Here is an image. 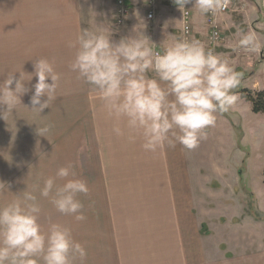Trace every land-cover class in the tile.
<instances>
[{"label": "crops", "instance_id": "1", "mask_svg": "<svg viewBox=\"0 0 264 264\" xmlns=\"http://www.w3.org/2000/svg\"><path fill=\"white\" fill-rule=\"evenodd\" d=\"M124 1L130 13L118 27L114 23L116 0H0V82L11 72H16V78L20 72L31 74L38 58L48 59L61 74L57 98L49 108L40 114L31 110L32 85L37 79L33 76L31 81H24L29 91L13 111L14 122L12 118L0 119V183L4 184L0 187V203L25 188L38 194L44 178L71 164L77 178L86 181L90 189L87 196L79 197L86 215V221L80 223L94 227L90 242L94 237L97 245H102V252L105 248L112 250L105 255L113 263L150 260V264H176V245L178 249L182 238L183 256L190 260L186 255L189 252L185 253V236L189 243L192 228L197 229L196 222L202 220L203 213L193 199L201 183L187 160L186 149L177 145L146 152L139 138L130 143L112 134L111 122L104 119L98 103L91 99V87L70 69L74 49L69 42L83 29L97 27L109 28L111 39L118 41L131 35L134 27L145 25L144 34L159 50L182 36V15L188 11L192 21L189 40L200 41L222 58L233 60L243 82L257 70L264 71V47L258 53L236 47L240 31L256 33L264 45V0H221L222 4L228 2L226 11L211 16L220 33L216 45H210L208 39L210 14L200 13L193 3L179 10L173 0H159L153 19L148 20L146 0ZM5 109L0 105V111ZM45 126L49 131L38 133L37 129ZM208 170L216 179L225 171L216 164ZM241 174L235 169L232 181L224 175L223 183L231 188L227 198L232 202L230 221L225 223L234 230L237 241L241 230L243 242L249 244L255 241L254 234H262L264 239V189L260 192L250 184L242 185L237 181ZM40 204L42 225L47 226L49 221L64 225V219H71V229L76 225L71 216L57 212L48 200L41 199ZM207 231L199 233L207 235ZM260 248L264 250L263 243ZM244 256L252 264H264V251ZM179 261L185 264V260Z\"/></svg>", "mask_w": 264, "mask_h": 264}, {"label": "clouds", "instance_id": "2", "mask_svg": "<svg viewBox=\"0 0 264 264\" xmlns=\"http://www.w3.org/2000/svg\"><path fill=\"white\" fill-rule=\"evenodd\" d=\"M173 2L179 10L193 3L202 14H214L223 7L221 0ZM144 27H134L131 35L118 41L111 39L107 27L83 29L69 42L74 49L70 69L91 87V99L111 122L116 137L130 143L139 138L143 150L151 153L177 145L193 150L207 138L205 130L215 125L217 113L229 111L238 102L233 90L240 73L214 50L184 36L158 50ZM236 47L258 53L264 45L256 33L240 31ZM14 73L0 82V105L6 106L0 119L14 122L13 111L29 91L24 81L33 76L37 79L30 97L32 111L40 114L57 98L61 74L48 59H36L31 74L20 72L16 78ZM37 131L45 133L49 127ZM98 135H103L102 130L98 129ZM89 192L87 182L77 178L71 164L44 178L38 194L27 188L11 192V198L0 203V264H84L87 251L70 227L53 221L47 226L40 223V201L48 200L60 214L82 222L85 206L79 197Z\"/></svg>", "mask_w": 264, "mask_h": 264}, {"label": "rangeland", "instance_id": "3", "mask_svg": "<svg viewBox=\"0 0 264 264\" xmlns=\"http://www.w3.org/2000/svg\"><path fill=\"white\" fill-rule=\"evenodd\" d=\"M146 7L148 8L147 4ZM149 10L150 8H148L147 15ZM155 12L156 8H154ZM114 23L118 27L123 25ZM2 50L0 49V51ZM227 60L235 69V62L228 58ZM239 80L237 88L264 91V71L262 70H257L253 76L243 82H241L242 78H239ZM237 88L233 90L235 94H237ZM205 131L207 138L202 140L198 147L193 150H185L191 169L193 173L198 174V180L201 183L200 189L194 194V198L192 195V198L195 199V204L201 205L203 208L202 220H197V229L192 228L189 243L186 241L187 236H185V253L186 250L189 252L186 255L190 260L187 261L182 253L183 238L179 241L178 249L176 245V254L179 260H185V264H252V261L244 255L250 253L251 255L261 254L264 250L260 248V245L263 243L264 247V239L262 234H254L255 241L250 240L249 244L244 243L241 230L239 233L240 240L237 241L234 238V230L225 223L230 221L231 210L229 207L232 202H229V198H227L231 193V188L224 184V175L227 174L228 180L230 178L232 181V174L235 176L236 169V174L238 171L242 173L237 179V181L241 180L242 185L250 184L253 189L260 192L264 189L262 183L264 171V112L255 114L251 111L249 102L238 100L236 105L229 111L217 113L215 125ZM221 134L222 136H220ZM220 137L223 142H220ZM214 164L225 170L220 179H216L214 173L208 170ZM161 174L166 177L163 171ZM218 180L222 183L224 181V187L221 186ZM228 180L226 179V181ZM240 203L241 206L245 207L242 201ZM250 214L253 215V212L251 211ZM203 218L205 221L201 223ZM63 223L65 226H71V219H64ZM200 223L205 228L200 226ZM75 224L72 229L73 237L87 251L84 264H121L120 261H114L113 263L105 255V253L113 251L105 248L102 252V245H97L94 237L91 236L92 241H89L90 232L94 227L86 224L81 225L80 222H75ZM200 230L202 233L208 230V234H201L199 233ZM82 232L85 234H81ZM200 238L202 242H200ZM200 250L201 253H199ZM255 258H261V256ZM179 260H176V264H180ZM133 263L135 261L132 260L125 262V264ZM135 264H150V260H137Z\"/></svg>", "mask_w": 264, "mask_h": 264}, {"label": "built area", "instance_id": "4", "mask_svg": "<svg viewBox=\"0 0 264 264\" xmlns=\"http://www.w3.org/2000/svg\"><path fill=\"white\" fill-rule=\"evenodd\" d=\"M159 0H146V4L148 8H150L149 13L147 15L148 19H152L154 16V8H156L157 3ZM228 7V2L223 3V7L220 10L221 12L226 11ZM129 7L124 2V0H117L116 1V13H115V21L117 25L123 24L125 18L129 14ZM210 18L208 20V23L210 25V31H209V43L210 45H216L220 39L219 31L214 23V19L211 18L213 13H209ZM186 29V31H185ZM192 35V21L191 16L188 11H184L182 15V36L186 37L187 39H190Z\"/></svg>", "mask_w": 264, "mask_h": 264}, {"label": "trees", "instance_id": "5", "mask_svg": "<svg viewBox=\"0 0 264 264\" xmlns=\"http://www.w3.org/2000/svg\"><path fill=\"white\" fill-rule=\"evenodd\" d=\"M237 93L242 100L249 102L251 111L253 113L264 112V91H252L249 89L239 88ZM263 183H264V171H263ZM205 228V226H202Z\"/></svg>", "mask_w": 264, "mask_h": 264}]
</instances>
